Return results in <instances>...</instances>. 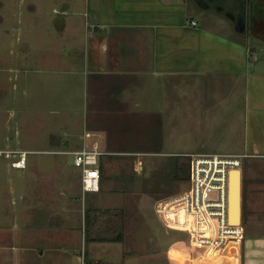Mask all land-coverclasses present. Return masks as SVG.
<instances>
[{
  "label": "crops",
  "instance_id": "0c3cea01",
  "mask_svg": "<svg viewBox=\"0 0 264 264\" xmlns=\"http://www.w3.org/2000/svg\"><path fill=\"white\" fill-rule=\"evenodd\" d=\"M215 1L56 0L54 17L27 18L35 35L27 73L40 74L27 76V89L40 85L39 103L68 125L40 134L49 141L35 150L48 154L40 161L27 150V224L0 212V264H219L224 256L264 264V0ZM95 142L105 153L97 192L83 189L71 153ZM211 152L250 155L241 168L243 238L215 262L195 256L188 233L158 215L163 227H140L144 216L119 202L121 175L152 163L184 178L181 157ZM159 154L162 163L144 157Z\"/></svg>",
  "mask_w": 264,
  "mask_h": 264
},
{
  "label": "rangeland",
  "instance_id": "374dc122",
  "mask_svg": "<svg viewBox=\"0 0 264 264\" xmlns=\"http://www.w3.org/2000/svg\"><path fill=\"white\" fill-rule=\"evenodd\" d=\"M43 1H49L45 5H50L51 8H30L31 0H3V2L0 0V150L3 151L0 153V212L7 209L6 211L10 214L15 213L16 227H24L27 224V167H14L12 164L15 160L13 153L21 150H34L29 154V159L40 161L42 156L48 154L35 150L44 147V144H49V141L48 143L45 141V143L41 140L43 136L40 134L54 128L60 122L68 125L66 121L54 118V113L50 114L45 101L44 105L39 103L40 85H36V87L29 85L27 89V76L30 80H34L38 79L40 75L39 73H27V38L35 36L27 33V18L31 16L43 18L46 16V11L51 13V17L56 15L53 11V3H51L56 0ZM194 1L190 0L193 8H195ZM208 1H211V4H218L215 0ZM228 4L229 7H227L232 9L233 4L230 2ZM234 15V12H229L224 20L226 21V18L229 17L227 22L231 23ZM65 108H71V106L65 105ZM63 114L65 115L64 112ZM82 116L81 113L80 117ZM40 117H44V119ZM80 119L77 118V120ZM8 152H10L9 156ZM164 156V154H159L144 157L147 159L156 158L158 163H162V160L165 159ZM61 157L73 161V155L64 154ZM133 157H139V155ZM182 158L184 159L182 160L184 178H174L173 170L169 173L167 166L155 168L156 165L153 166L152 163H148L144 170L141 168L143 172L134 170L130 174L121 175L124 193H122V200L119 202L124 205L127 211L135 215L136 220L141 221L142 215L144 216L147 224L140 227H163L158 224L159 220L155 212L156 203L166 194L182 192L188 188L189 158L188 156ZM125 169L127 168L121 167L118 173L121 171L124 173ZM1 215L3 214L0 213V224L4 219ZM251 230L253 227H247L248 233ZM153 235L155 236L154 240L158 239L156 233ZM171 236H174L176 241L181 237L187 238L185 233L177 231H172ZM247 240L248 237L244 240V245ZM244 253L246 255L245 251ZM229 259L224 256L218 263L230 264ZM170 261L169 259L168 263Z\"/></svg>",
  "mask_w": 264,
  "mask_h": 264
},
{
  "label": "built area",
  "instance_id": "2783aa9c",
  "mask_svg": "<svg viewBox=\"0 0 264 264\" xmlns=\"http://www.w3.org/2000/svg\"><path fill=\"white\" fill-rule=\"evenodd\" d=\"M90 136V133H86L87 138ZM29 153L27 150L15 151L13 166L26 168ZM71 153L74 155V164L82 170L83 189L99 191L101 157L105 154L99 144L95 142L88 146L85 143L81 149ZM187 156L188 188L160 199L156 203V213L169 229L188 233L196 257L215 262L227 255L225 249L232 241L241 242L243 238L242 224L232 223L231 220L229 189L232 171L241 170L244 159L250 155L211 152Z\"/></svg>",
  "mask_w": 264,
  "mask_h": 264
},
{
  "label": "water",
  "instance_id": "95a60500",
  "mask_svg": "<svg viewBox=\"0 0 264 264\" xmlns=\"http://www.w3.org/2000/svg\"><path fill=\"white\" fill-rule=\"evenodd\" d=\"M236 171L239 172V176L236 183L233 186V190H232V173L230 178L229 209H230V214L234 212L239 218L238 223L236 224H242V183H241L242 174H241V170H236Z\"/></svg>",
  "mask_w": 264,
  "mask_h": 264
},
{
  "label": "trees",
  "instance_id": "16d2710c",
  "mask_svg": "<svg viewBox=\"0 0 264 264\" xmlns=\"http://www.w3.org/2000/svg\"><path fill=\"white\" fill-rule=\"evenodd\" d=\"M183 167H184V164H182V166L180 167V170L181 171L183 170ZM184 177H185V175H184Z\"/></svg>",
  "mask_w": 264,
  "mask_h": 264
}]
</instances>
